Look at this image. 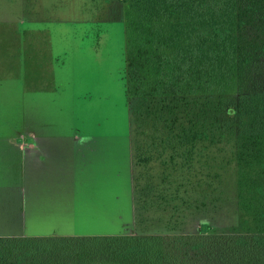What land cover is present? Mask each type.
Instances as JSON below:
<instances>
[{"label": "trees", "instance_id": "obj_1", "mask_svg": "<svg viewBox=\"0 0 264 264\" xmlns=\"http://www.w3.org/2000/svg\"><path fill=\"white\" fill-rule=\"evenodd\" d=\"M118 1L133 164L146 176L141 188L133 172L135 223L153 232L0 237V264H264V0ZM231 162L241 230L203 223L197 233H176L171 216L159 220L170 233L155 232L150 211L208 207ZM156 163L160 171L150 173ZM62 244L85 253L111 244L118 258L16 255Z\"/></svg>", "mask_w": 264, "mask_h": 264}, {"label": "rangeland", "instance_id": "obj_2", "mask_svg": "<svg viewBox=\"0 0 264 264\" xmlns=\"http://www.w3.org/2000/svg\"><path fill=\"white\" fill-rule=\"evenodd\" d=\"M126 65L120 1L0 0V237L153 232L135 223L133 172L141 188L146 176L133 164ZM39 128L58 137L53 157L41 165L35 151L22 160L14 148L33 143L20 134ZM153 167L150 173L160 171ZM226 169L208 207L192 201L180 212L150 211L155 232L166 233L159 220L171 216L176 233H197L203 223L216 232L241 230L234 163ZM73 246L31 248L30 255L21 248L16 255L62 263L78 255L118 258L115 245L92 253Z\"/></svg>", "mask_w": 264, "mask_h": 264}, {"label": "crops", "instance_id": "obj_3", "mask_svg": "<svg viewBox=\"0 0 264 264\" xmlns=\"http://www.w3.org/2000/svg\"><path fill=\"white\" fill-rule=\"evenodd\" d=\"M23 137H30L34 138L35 141L33 143H29L27 141L19 143L18 146H14V148H17L18 151L23 156L24 152H28V154L34 153L35 155L31 154V157L35 160V162L39 165L44 163L43 160H48L53 157L52 155V149L56 147V141H53L57 139V136H54L53 134H47L43 132L40 128L36 131H31L27 133H21L20 134ZM74 139H80L79 137H74ZM51 140V141H50ZM77 142V141H76ZM76 142L74 143L76 145ZM24 159V156L22 157V160ZM75 236V235H72ZM78 236V235H77ZM12 237V236H10ZM78 237H86V236H78Z\"/></svg>", "mask_w": 264, "mask_h": 264}]
</instances>
